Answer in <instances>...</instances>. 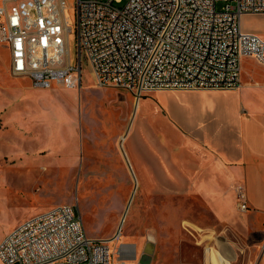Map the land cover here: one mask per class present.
<instances>
[{"label":"rangeland","instance_id":"1","mask_svg":"<svg viewBox=\"0 0 264 264\" xmlns=\"http://www.w3.org/2000/svg\"><path fill=\"white\" fill-rule=\"evenodd\" d=\"M64 3L63 16L72 25L76 0ZM224 3L217 0L216 10ZM241 27L264 37V13L241 15ZM73 37L70 32V55ZM252 76L264 77V68L244 56L240 83ZM81 77L76 88L36 87L28 76L11 74L9 49L0 43V241L31 215L67 203L80 213L88 237H113L111 252L123 243L135 246L136 258L125 259L127 264H145L142 252L148 247L147 264H204L197 241L225 248L226 259L210 255L207 264H264V220L247 222L252 211L242 214L235 198L233 217L220 220L199 196L186 192L183 174L169 180L171 151L187 144L162 126L169 120L180 127L175 118L197 109L161 94L172 90L137 96L123 87H99L85 63ZM205 90L214 91L208 97L219 111L213 115L229 114L235 94ZM161 98L170 103L166 113ZM249 193L258 195L252 186Z\"/></svg>","mask_w":264,"mask_h":264},{"label":"built area","instance_id":"2","mask_svg":"<svg viewBox=\"0 0 264 264\" xmlns=\"http://www.w3.org/2000/svg\"><path fill=\"white\" fill-rule=\"evenodd\" d=\"M76 0L72 25L64 0H0V43L10 72L36 87L76 88L85 63L99 87L137 96L153 90L237 89L241 59L264 65V37L241 15L264 13V0ZM74 51L70 55L69 35ZM247 210L242 184L234 187ZM111 238L88 237L75 206L31 215L0 241V264H127Z\"/></svg>","mask_w":264,"mask_h":264},{"label":"crops","instance_id":"3","mask_svg":"<svg viewBox=\"0 0 264 264\" xmlns=\"http://www.w3.org/2000/svg\"><path fill=\"white\" fill-rule=\"evenodd\" d=\"M259 66L264 68V65ZM241 81L237 89L228 91L233 92L236 99L225 117L212 113L219 111L214 99L208 97L214 91L191 89L161 92L172 96L181 106L197 109L192 116H175L180 127L165 119L162 128L170 129L175 137L187 144L185 150L176 147L174 152L171 151L168 179L178 180L183 174L186 192L199 196L209 211L220 220L233 217L232 213L236 212L234 187L238 183L242 184L250 207L242 214L252 211L249 218L245 219L251 223V220L256 222L259 218L264 220V77L252 76L250 80ZM240 97L248 106L247 109L240 108ZM160 101L166 113L170 103L162 98ZM135 105H138L136 100ZM251 186L258 193L256 197L249 193ZM156 187L157 191L163 190L161 183ZM226 201L232 202L226 205ZM197 229L207 231L199 227ZM122 245L128 247L126 254L121 251ZM194 245L202 249L204 264L208 263L210 255L216 256L221 262L226 259L225 248L219 243L211 247L207 241H197ZM133 247L132 243H123L118 248L119 254L126 258ZM158 264L165 263L160 261ZM175 264L190 263L180 261Z\"/></svg>","mask_w":264,"mask_h":264},{"label":"water","instance_id":"4","mask_svg":"<svg viewBox=\"0 0 264 264\" xmlns=\"http://www.w3.org/2000/svg\"><path fill=\"white\" fill-rule=\"evenodd\" d=\"M150 254H151L150 247H148L147 249H144V251L142 252V257H146L145 264H147ZM135 258H136V251H135V247H133V250L131 251V254L128 256V259L134 260Z\"/></svg>","mask_w":264,"mask_h":264},{"label":"bare ground","instance_id":"5","mask_svg":"<svg viewBox=\"0 0 264 264\" xmlns=\"http://www.w3.org/2000/svg\"><path fill=\"white\" fill-rule=\"evenodd\" d=\"M86 198V197H85ZM93 202V201H92ZM88 209V208H87ZM87 213V212H86ZM86 213H84V214H86ZM87 217H88V215H87ZM119 235V234H118ZM119 251V250H118ZM121 251L123 252V254H126L127 253V251H128V247L127 246H125V245H122V247H121ZM131 254V253H130ZM129 256V255H128ZM128 256H126V258H128Z\"/></svg>","mask_w":264,"mask_h":264}]
</instances>
